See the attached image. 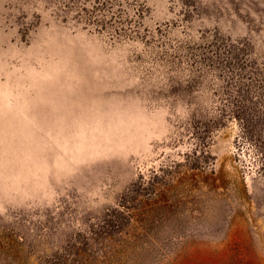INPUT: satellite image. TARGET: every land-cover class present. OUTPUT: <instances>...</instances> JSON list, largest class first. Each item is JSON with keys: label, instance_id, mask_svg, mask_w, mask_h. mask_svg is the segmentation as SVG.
Masks as SVG:
<instances>
[{"label": "rangeland", "instance_id": "obj_1", "mask_svg": "<svg viewBox=\"0 0 264 264\" xmlns=\"http://www.w3.org/2000/svg\"><path fill=\"white\" fill-rule=\"evenodd\" d=\"M235 71L264 0H0V264H264Z\"/></svg>", "mask_w": 264, "mask_h": 264}, {"label": "trees", "instance_id": "obj_2", "mask_svg": "<svg viewBox=\"0 0 264 264\" xmlns=\"http://www.w3.org/2000/svg\"><path fill=\"white\" fill-rule=\"evenodd\" d=\"M233 66L239 68L238 71L244 70L243 66ZM252 73L254 72L251 71L247 74V72L238 73L235 71L234 74L239 78L235 92L240 94V97L221 101L223 106L221 110L229 111V114L239 120L241 133L238 143L246 141L252 144L257 155L261 158V170L264 171V78L262 75L251 77ZM224 107L232 109L227 110Z\"/></svg>", "mask_w": 264, "mask_h": 264}]
</instances>
